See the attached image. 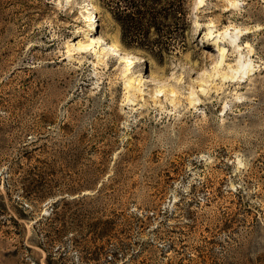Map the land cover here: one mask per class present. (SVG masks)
<instances>
[{"label":"rangeland","instance_id":"374dc122","mask_svg":"<svg viewBox=\"0 0 264 264\" xmlns=\"http://www.w3.org/2000/svg\"><path fill=\"white\" fill-rule=\"evenodd\" d=\"M196 1L150 29V53L100 0H0V264H264V0ZM233 40L255 65L223 78ZM97 177L94 199L42 217Z\"/></svg>","mask_w":264,"mask_h":264},{"label":"trees","instance_id":"16d2710c","mask_svg":"<svg viewBox=\"0 0 264 264\" xmlns=\"http://www.w3.org/2000/svg\"><path fill=\"white\" fill-rule=\"evenodd\" d=\"M102 4L109 8L112 15L116 19V21L119 23L120 29H121V40L123 43L127 45H131V42L133 41L138 42V46L147 49L150 53H162L163 48L162 47H146L141 45L140 42H142L145 36L149 33L150 29L156 28L159 30V26H164L165 23L167 24V21L172 18V23L175 24V26L179 25L181 28L184 26L186 19H187V10L184 7L185 0H100ZM130 39L129 42L126 41V39ZM36 141V139L34 140ZM33 141V142H34ZM39 147L34 142V148ZM100 173L103 172V169H101ZM112 175H108L107 180L111 178ZM97 179L94 181V184L91 183V181H86V184L83 185L85 190H92L93 193H85L81 195L74 196L73 198H70V200L65 201V196H61L59 198H56L51 204L52 209L47 217L42 216L44 219H49L51 217L50 214L57 213V207L60 205V203H63L64 205L69 202L73 201H84L86 198L94 199L96 195L101 191V188L104 187L105 181H101L98 186L97 185ZM83 190V191H85ZM81 192V191H80ZM77 192V193H80ZM75 195V194H74ZM65 201V202H64ZM78 220V219H77ZM14 224H17V222L14 220ZM78 224V223H77ZM93 225H97V222H93ZM76 225V224H75ZM62 228L65 227L64 224H62ZM74 225H71L73 227ZM70 228V227H69ZM59 232L61 230H58ZM108 233L101 232L99 235H97L98 238L103 239ZM44 237H48L47 233H43ZM108 236V235H107ZM49 242H53L54 239L48 240ZM58 247H56L57 249ZM57 251V250H56ZM48 252V256L50 257V252ZM112 256H116V251L112 253ZM49 264L51 262L49 261Z\"/></svg>","mask_w":264,"mask_h":264},{"label":"bare ground","instance_id":"6f19581e","mask_svg":"<svg viewBox=\"0 0 264 264\" xmlns=\"http://www.w3.org/2000/svg\"><path fill=\"white\" fill-rule=\"evenodd\" d=\"M202 0H198L195 2L194 4V8L201 2ZM228 3L231 4V5H235V3H237L236 0H228ZM87 12H88V23L86 24L85 27H79L78 28V31H82V32H85L87 31L88 29H91L93 28V23L95 22L96 20V15H95V12H94V6L91 2L87 1ZM198 23L194 20V26L195 28L197 29L198 27ZM227 26L224 27V29H222L221 31H219V33L221 32H225L227 30ZM233 28L236 30L237 32V35L238 36H241L242 35V28L238 27V26H233ZM245 29V27H244ZM250 29H246V32H249ZM98 38V39H97ZM100 39H103L102 35H98L96 38H92L90 39L89 41H85L86 39L82 40V39H77L76 43L74 44H67V56L68 57H72L75 53H82L84 50H87L89 47L91 46H94V42H96V46L99 44V40ZM230 45L233 46V48H236L237 49V52H238V59H237V62L235 64V68L233 69V71L231 72V74H225V72L222 73V77L223 78H233V77H236V76H239V77H244L246 75H249L251 70L253 69L254 67V63H253V60L252 58L250 57V52H252V47L250 45V43L248 41H244V43L240 44L239 42H234L233 40V43ZM243 48H247V52L249 53L248 55H244L243 57H241L243 55L241 49ZM222 52L224 51L223 47L221 48ZM97 52V51H96ZM99 52V51H98ZM98 56H97V59L98 61L101 60V56L100 53H97ZM127 55L131 58V60H134V61H137V60H141L143 57L137 53H127ZM222 56H223V53L221 54V58H220V61H222ZM129 63H131L129 61ZM238 73V75H237ZM240 73V74H239ZM249 77V76H248ZM150 79L151 80H154L156 79L155 75L153 73H151L150 75ZM141 82H142V78L139 76V77H136V76H133L132 74H130L129 76L126 77L125 79V88H126V91L128 92V97L127 99L131 102L134 101L135 99V95H136V92H139L142 94L143 90L141 88ZM132 90V92H130ZM163 91V88L159 87V88H156L154 90V92L156 93H160ZM200 91L203 92L204 91V88L200 87ZM167 92L170 94V95H175V90L173 88H169V90H167ZM191 94V95H190ZM190 97H189V101L190 102H194L198 97L197 95L194 96V93L193 92H190ZM159 95V94H158Z\"/></svg>","mask_w":264,"mask_h":264}]
</instances>
